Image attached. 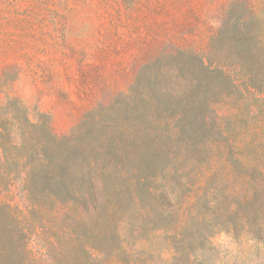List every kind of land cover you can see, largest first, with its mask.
Segmentation results:
<instances>
[{"label":"rangeland","instance_id":"rangeland-1","mask_svg":"<svg viewBox=\"0 0 264 264\" xmlns=\"http://www.w3.org/2000/svg\"><path fill=\"white\" fill-rule=\"evenodd\" d=\"M200 61L229 80L204 75ZM177 63L187 80L175 91L212 96L225 131L220 149L198 160L210 159L211 171L186 198L178 177L164 175L177 142L153 126L145 137L140 125L137 161L107 179L111 212L77 236L98 233L106 253L98 264H264V0H0L3 118L47 121L56 136L79 126L91 134L97 120L122 122V95L133 85ZM164 80L179 84L170 73ZM11 201L20 219L37 223L18 190ZM32 232L30 252L17 258L51 264L40 229ZM55 259L85 264L71 248Z\"/></svg>","mask_w":264,"mask_h":264},{"label":"trees","instance_id":"trees-1","mask_svg":"<svg viewBox=\"0 0 264 264\" xmlns=\"http://www.w3.org/2000/svg\"><path fill=\"white\" fill-rule=\"evenodd\" d=\"M180 68L177 63L137 82L122 95V122L97 120L91 134L79 126L71 135L56 136L47 121L32 123L9 112L0 116V264H24L17 256L30 252L32 229H40L37 237L51 264H58L61 258L55 256L63 257L68 248L80 251L85 264H98L97 259L106 258L98 233L92 232L81 242L77 230L111 212L112 199L105 195L107 179L124 176L127 165L137 161L139 151L132 143L140 125L145 137L156 132L147 129L153 126L160 130L161 139L177 142L175 149L168 147L171 157L164 175L178 177L180 185L187 188L186 198L200 189L212 161L198 160L220 149L217 141L225 131L218 123L212 96L175 91L187 80ZM199 69L209 78L219 73L229 80L225 71L202 61ZM168 73L176 76L179 84L171 87L164 80ZM232 84L235 88L234 81ZM157 145L154 151L159 149ZM16 190L27 211L36 214L37 223L31 225L27 220V224L25 216L20 219L15 214L17 210L22 214L11 201ZM260 190L264 195V186ZM261 217L264 223V208Z\"/></svg>","mask_w":264,"mask_h":264}]
</instances>
